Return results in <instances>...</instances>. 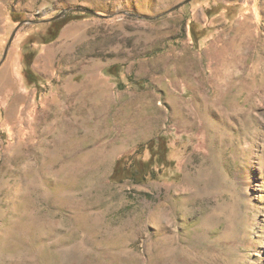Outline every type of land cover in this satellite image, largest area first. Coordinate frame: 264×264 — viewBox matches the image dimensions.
Listing matches in <instances>:
<instances>
[{"label": "rangeland", "instance_id": "obj_1", "mask_svg": "<svg viewBox=\"0 0 264 264\" xmlns=\"http://www.w3.org/2000/svg\"><path fill=\"white\" fill-rule=\"evenodd\" d=\"M184 1L0 0V264H264V0Z\"/></svg>", "mask_w": 264, "mask_h": 264}, {"label": "trees", "instance_id": "obj_2", "mask_svg": "<svg viewBox=\"0 0 264 264\" xmlns=\"http://www.w3.org/2000/svg\"><path fill=\"white\" fill-rule=\"evenodd\" d=\"M16 21L20 19L13 14ZM89 9H79L71 11L65 17L51 20L46 23L48 31L42 35V43H50L56 40L62 28L72 20H79L90 18L94 16ZM31 43L25 44L24 50V72L26 80L31 84L38 85V74L32 69L35 51L30 48ZM167 137L161 135L156 139H152L145 144H141L133 153H128L121 156L116 163L114 172L111 176L113 182H124L125 180H132L134 182H142L149 180V178H159L166 172L165 170L171 168L174 162L170 160V145ZM149 151L150 156L146 157V152ZM167 174V173H166Z\"/></svg>", "mask_w": 264, "mask_h": 264}, {"label": "water", "instance_id": "obj_3", "mask_svg": "<svg viewBox=\"0 0 264 264\" xmlns=\"http://www.w3.org/2000/svg\"><path fill=\"white\" fill-rule=\"evenodd\" d=\"M188 1H191V0H185L183 3H186V2H188ZM183 3H182V4H183ZM180 5H181V4L175 6L173 9L177 8V7L180 6ZM68 11H69V10H63V11L59 12L58 14H56L55 16L51 17L50 19H45V21H51V20L59 19V18L63 17ZM92 12L95 13V14H98L97 12H94V11H92ZM27 22H31V20H25V21H22V22L17 26V28L14 30V32H13V34H12V36H11V39H10V41H9V44L11 43V41H12V39L14 38L15 34L17 33L19 27H20L22 24L27 23Z\"/></svg>", "mask_w": 264, "mask_h": 264}]
</instances>
